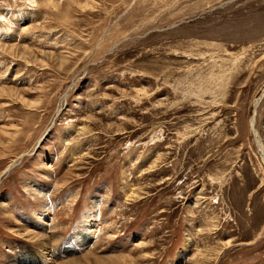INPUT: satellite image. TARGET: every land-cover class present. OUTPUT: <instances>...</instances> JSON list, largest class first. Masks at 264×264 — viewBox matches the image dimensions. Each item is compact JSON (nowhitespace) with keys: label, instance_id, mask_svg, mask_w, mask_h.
Segmentation results:
<instances>
[{"label":"rangeland","instance_id":"rangeland-1","mask_svg":"<svg viewBox=\"0 0 264 264\" xmlns=\"http://www.w3.org/2000/svg\"><path fill=\"white\" fill-rule=\"evenodd\" d=\"M0 16V264H264V0Z\"/></svg>","mask_w":264,"mask_h":264},{"label":"bare ground","instance_id":"bare-ground-1","mask_svg":"<svg viewBox=\"0 0 264 264\" xmlns=\"http://www.w3.org/2000/svg\"><path fill=\"white\" fill-rule=\"evenodd\" d=\"M260 100H258V102H259ZM257 102V103H258ZM254 120L252 119V122H253ZM84 228L85 229H88V230H90V225H89V223H88V221H85L84 222ZM86 232L83 230V231H81L79 234H77V238H74V245L75 246H84V243L85 242H88V238H87V235L85 234ZM91 233H93V234H96V231H93V232H91ZM187 246V245H186ZM188 249H189V246H188ZM185 251H187V247H185L184 248V252ZM100 259V258H99ZM193 260H194V258H193ZM200 263V262H199ZM201 264V263H200Z\"/></svg>","mask_w":264,"mask_h":264},{"label":"clouds","instance_id":"clouds-1","mask_svg":"<svg viewBox=\"0 0 264 264\" xmlns=\"http://www.w3.org/2000/svg\"><path fill=\"white\" fill-rule=\"evenodd\" d=\"M0 19H3V17H2V16H0Z\"/></svg>","mask_w":264,"mask_h":264}]
</instances>
